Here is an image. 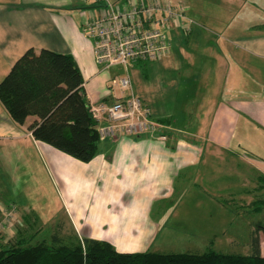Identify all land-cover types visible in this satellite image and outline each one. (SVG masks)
<instances>
[{
	"label": "crops",
	"instance_id": "obj_1",
	"mask_svg": "<svg viewBox=\"0 0 264 264\" xmlns=\"http://www.w3.org/2000/svg\"><path fill=\"white\" fill-rule=\"evenodd\" d=\"M172 1L183 6L189 21L193 19L190 0ZM103 2L0 0V80L29 48L49 49L74 57L90 103L116 100L120 89L110 79H116L118 72L110 70L121 66L96 65L92 39L83 26ZM239 17L218 31L187 27L186 36L180 34L182 21L173 23L169 28H176L172 35L178 48L127 69L131 72L135 64L151 62L145 68L146 83L133 91L150 106L160 124L158 131L100 139L89 162L34 139L31 126L38 117L28 116L19 125L0 102V219L3 206H10L1 200L2 193L18 187L19 173L26 166L28 171L25 142L36 148L44 169L54 178L71 228L80 237L109 241L119 251L140 250H121L120 235L127 237L126 242L132 233L136 247L145 240L149 243L160 227L156 218L176 197L207 194L217 203L218 196L238 198L264 189L259 188V175H264V156L259 154H264V23L242 24ZM199 31L201 37L205 33L218 37V45L195 44ZM19 152L25 158L17 159ZM28 172L22 175L26 187L34 179ZM11 203L17 218L30 225L32 206L25 209L24 202Z\"/></svg>",
	"mask_w": 264,
	"mask_h": 264
},
{
	"label": "trees",
	"instance_id": "obj_2",
	"mask_svg": "<svg viewBox=\"0 0 264 264\" xmlns=\"http://www.w3.org/2000/svg\"><path fill=\"white\" fill-rule=\"evenodd\" d=\"M0 102L19 125L28 116L38 117L31 126L34 139L82 162L96 155L101 138L83 75L71 54L26 50L0 80ZM259 178V188H263L264 175ZM252 205L260 210L264 198ZM68 230L64 234L59 226L50 241L35 242L36 233L29 237L16 233L0 243V264H264V221L251 229L247 253L214 248L203 252L118 251L109 241L80 237L71 227Z\"/></svg>",
	"mask_w": 264,
	"mask_h": 264
},
{
	"label": "rangeland",
	"instance_id": "obj_3",
	"mask_svg": "<svg viewBox=\"0 0 264 264\" xmlns=\"http://www.w3.org/2000/svg\"><path fill=\"white\" fill-rule=\"evenodd\" d=\"M190 2L192 3L191 13L194 16H196L195 14H199L205 19L201 18L198 20L194 16H191L193 19L189 21L187 16L181 18L182 27L180 34L184 36L189 34L185 30L187 27H191V29L194 27L200 30L202 29L201 27H205L217 30L219 27L224 26L226 21L235 22L233 19L237 14H240L237 22L242 24H250L252 22L264 23V0H190ZM175 29H166L169 41L172 43L170 54L180 44L172 35ZM197 34L199 35L195 36H197L198 42L195 44H201V46L211 44L212 48L218 45V37L211 36L208 33H205L204 36L206 37H201L202 34L200 31ZM150 63L135 64L131 72L129 70L126 71L123 66H119L120 68H111L112 70L110 72L114 74V70L118 72H116L117 76L113 77L116 79L127 74L131 78L133 90L143 83H146V72L148 71L145 68ZM112 80L110 79L111 84ZM2 106L5 109L3 104ZM24 145L25 152L28 151L30 157L29 172L26 166V170L24 169V171L19 173L18 187L9 189L11 191L10 193H6L9 190L2 193L1 200L10 206H15V219L9 231L7 230L4 233L2 231L0 232V243L15 233L23 234L25 237L36 233L32 238L33 242L39 240L50 241L51 234L57 227L61 226L62 233L64 234L69 232L68 228L71 227L67 221L65 209L57 196L54 178L49 176L44 169L36 148L30 146V144L27 145L26 142ZM19 147L21 148V146ZM259 154L264 156L263 153ZM23 156L19 152V158L17 159L25 158ZM19 169H22L21 165ZM27 172L34 179L26 187L27 180L22 175H25ZM257 183L256 180H253V184L256 185ZM249 187H252V183H250ZM201 188H197L196 191L204 194L205 191ZM212 192L214 191L212 190ZM191 194L192 192L184 197H179V199L178 197L174 198L173 203L167 207L164 215L160 213L159 217H157L159 212L155 210L157 208H154L153 214L154 216L156 215V221L160 227L157 233L152 235L154 237H151L152 239L149 238L151 239L149 243L145 240L143 244L137 243L136 247V244L131 240L133 239V234L130 233L128 237L130 239L126 242L123 241V237L127 238L125 235L118 237L119 248L121 250L138 248L140 250L136 251L151 250L161 252H203L208 248H214L221 252H249V233L257 222L264 221V206L257 211L253 209L254 205H249V203L260 197L264 198V189H261V191H252V193H246L243 197H238L241 198L242 202L234 196H218L221 202L218 201L216 203L213 202V197L211 196L212 198H210L207 194L199 197ZM12 201L17 203L24 202L23 204L25 205L22 206L25 209L32 206L29 216L30 225L27 224L26 219L21 220L17 218L16 205L11 203ZM222 203L227 207H224ZM8 207V205L6 207L3 206L1 219L4 216V211ZM261 248L264 251L263 236H261Z\"/></svg>",
	"mask_w": 264,
	"mask_h": 264
},
{
	"label": "built area",
	"instance_id": "obj_4",
	"mask_svg": "<svg viewBox=\"0 0 264 264\" xmlns=\"http://www.w3.org/2000/svg\"><path fill=\"white\" fill-rule=\"evenodd\" d=\"M184 17L183 6L172 0H104L83 26L85 35L92 39L96 65L101 69L119 65L127 70L136 62L168 55L171 44L166 29ZM112 85L120 89L116 100L90 103L100 138L157 132L160 124L150 106L133 92L129 76L112 80ZM14 211V205L4 211L0 232L12 228Z\"/></svg>",
	"mask_w": 264,
	"mask_h": 264
}]
</instances>
